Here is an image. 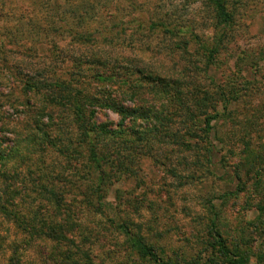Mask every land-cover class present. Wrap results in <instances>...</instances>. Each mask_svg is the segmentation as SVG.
<instances>
[{
	"label": "rangeland",
	"instance_id": "rangeland-1",
	"mask_svg": "<svg viewBox=\"0 0 264 264\" xmlns=\"http://www.w3.org/2000/svg\"><path fill=\"white\" fill-rule=\"evenodd\" d=\"M232 8L237 22L206 61L201 45L220 29L205 0H0V264H217L228 249L264 264V199L255 192L264 173L254 170L243 192L234 175L245 145L264 151V0ZM163 24L172 31L158 30ZM92 60L109 61L114 80L100 81L84 63ZM137 66L180 80L177 98L196 95L211 114L226 111L210 133L212 158L203 138L187 137L195 122L181 108H170L150 145L151 132L130 130L138 144L129 150L122 124L132 126V117L96 105L93 123L118 136L100 133V146L120 170L86 191L92 175L77 102L49 96L109 91L133 108L122 68ZM221 86L231 101L224 110Z\"/></svg>",
	"mask_w": 264,
	"mask_h": 264
},
{
	"label": "trees",
	"instance_id": "trees-1",
	"mask_svg": "<svg viewBox=\"0 0 264 264\" xmlns=\"http://www.w3.org/2000/svg\"><path fill=\"white\" fill-rule=\"evenodd\" d=\"M209 6L211 7L213 11V19H214V27H216L218 30L220 29V32H216L215 41L210 44L207 42L205 45H201V57L202 59H205L209 61L210 57H213L215 54H218L220 50L222 49L225 39L229 37V34L232 32V28L235 26V23L237 22V13L236 8H232L234 4H243L241 2L242 0H205ZM241 2V3H240ZM58 23V22H57ZM155 25V24H154ZM164 28H159L158 30L163 32H171L172 30L167 27V25H162ZM62 28H67L65 25ZM76 34L78 37L84 38L85 32L77 31ZM111 35V34H107ZM88 66V70L93 71L95 69L96 75L99 77L100 81L108 82L111 80H114L115 76L117 75L115 73V68L110 66L109 61L107 60H100L95 61L92 60L90 62H84ZM104 68L105 70L102 71L100 68ZM124 69V76L125 77L122 82L124 86L126 87V92L130 91L132 96H135V100L138 102L135 104V106L132 107H125L124 104H120L119 101H117L116 96H113L112 93L109 91H105L104 94L97 95H89L86 94L83 97L80 93L77 94H71L70 91L64 92V94H54L53 92L49 97H52L51 100L55 103H62L64 101L68 102L70 104V101L74 100L77 102L76 107L73 104V107L75 111L74 114L77 115V117L82 121L81 124L79 123V120H76V124L79 129V134L83 136L82 142L84 143V148L86 149L85 152V159L87 160L89 171L91 176L90 184L84 188L86 191H96L100 188V185L104 184L105 178H108L111 173L114 171V173L117 170H120L119 163L117 162V159H113L109 161V157H107L108 152L110 151V148L107 147H101V134L102 136H105V138H109L111 140H116L115 138H118L116 130H110L109 128H106L103 124H100L101 126H96L97 123V112L96 111V105H102L101 107L108 108V110H111L117 114H119L123 119L125 117H132V126L127 127L124 124L125 130H126V138L129 140V142L126 143L128 145L129 150H131L130 144H134L136 146L135 140H130L128 137L131 134L130 130L133 131L134 135H138V138H140L142 135H145V132H151L152 134H149L148 137L152 139L151 142H149V145L153 142V137H155V133L153 132H159L160 130H163L162 127L165 126V122L168 119V114L170 113V108L173 107L182 109L180 111L181 114L184 113V115H189L190 118L195 122L194 129L189 130L188 136L189 138L194 139L196 141L197 139L202 141H206L205 145L210 146L212 144L211 140H209L210 133L215 134V130H217V120H220L221 118H225L226 111L224 112H217L215 111L214 114H211L209 110H205V99L201 100L197 99V96L195 95V98L191 100V102L188 100V98H177V92L181 90L182 83L180 80L172 78L166 81H163L164 78H159L155 76L153 73L145 74L146 71L140 69L138 66L135 68H122ZM137 75L138 80L134 82V80L131 79V74ZM243 83V80H240V83ZM243 88H245L244 83L242 84ZM133 87V89H131ZM136 87H139L137 89ZM249 87V86H248ZM246 87V88H248ZM236 89V88H235ZM250 89V87H249ZM242 89L234 90V92H240ZM220 93H216L220 95L218 98L223 101L224 108L227 109L228 103H231L229 99H227L229 92H226L225 87L221 86ZM116 92V91H113ZM233 93V92H232ZM125 94V93H123ZM163 99L165 102H160V105H163L161 107H158V103L156 100ZM237 98L239 96H236ZM80 101V102H79ZM174 113V111L172 112ZM94 120V123L93 121ZM142 121L144 123V127L137 123L139 121ZM99 122V121H98ZM99 124V123H98ZM132 127V128H131ZM137 128V129H136ZM144 128V130H142ZM134 129V130H133ZM195 132V136L194 133ZM198 134V135H197ZM184 135H180V138H186ZM200 135V136H199ZM116 136V137H114ZM173 137H177L176 134H171ZM135 137V136H133ZM48 138V136H47ZM125 139V140H127ZM196 144V143H195ZM67 146V145H66ZM82 146V145H81ZM190 148L186 147V150L193 153V150L197 148V146L193 149L191 148V144H188ZM208 146V147H209ZM83 147V146H82ZM207 147V153L209 156L213 152V148ZM255 148L251 146L250 144L245 145L244 148H242L243 152L242 155L244 156L243 159L240 161L238 160L235 165V171L234 175L236 180L238 181V190L240 192L244 191V188H246V185H248L250 178L252 179V176L254 174V170L258 169L260 170L259 175L261 174V177L264 173V168H260L261 161H263L264 164V151H258L254 150ZM124 148L121 149L123 152ZM119 155V151L115 150V158H117ZM212 158V156H211ZM254 165L255 168H254ZM121 172L124 171V173H127L131 170V166L129 164H125L124 169L121 168ZM246 176L245 182L244 178ZM242 184V187L240 188V185ZM83 189V190H84ZM263 189V190H262ZM258 191V192H257ZM255 191L256 194H259V196L263 197L264 199V187L261 186L259 189ZM52 195L58 199L62 194H58L57 190L51 189L50 191ZM57 201V200H56ZM263 212V209H261ZM145 253L148 255L153 256L155 253L152 252V250H144ZM220 258V260L218 259ZM216 263L221 261V264H246L248 257L245 253L238 251V252H232L231 250H223L220 254L216 255ZM262 261L264 262V254L262 255Z\"/></svg>",
	"mask_w": 264,
	"mask_h": 264
}]
</instances>
